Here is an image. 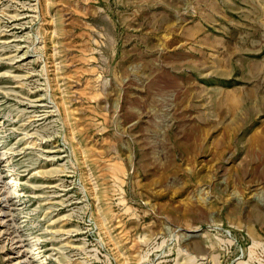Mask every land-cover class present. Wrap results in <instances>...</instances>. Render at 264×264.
I'll return each mask as SVG.
<instances>
[{"label":"rangeland","instance_id":"374dc122","mask_svg":"<svg viewBox=\"0 0 264 264\" xmlns=\"http://www.w3.org/2000/svg\"><path fill=\"white\" fill-rule=\"evenodd\" d=\"M19 258L264 264V0H0Z\"/></svg>","mask_w":264,"mask_h":264},{"label":"bare ground","instance_id":"6f19581e","mask_svg":"<svg viewBox=\"0 0 264 264\" xmlns=\"http://www.w3.org/2000/svg\"><path fill=\"white\" fill-rule=\"evenodd\" d=\"M11 181L13 183L12 188L14 190V195L17 196L21 193V189L18 188V179L15 176H11ZM21 258H19V262L17 264L21 263Z\"/></svg>","mask_w":264,"mask_h":264}]
</instances>
